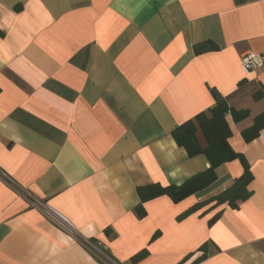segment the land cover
Instances as JSON below:
<instances>
[{"label": "crops", "instance_id": "crops-1", "mask_svg": "<svg viewBox=\"0 0 264 264\" xmlns=\"http://www.w3.org/2000/svg\"><path fill=\"white\" fill-rule=\"evenodd\" d=\"M206 41L218 48L195 53ZM248 52L264 58V0H0V264H264V128L242 135L264 112V64L246 73ZM214 89L250 111L227 120L251 197L178 218L243 173L236 159L139 218V186L210 167L173 131L215 105Z\"/></svg>", "mask_w": 264, "mask_h": 264}, {"label": "trees", "instance_id": "trees-1", "mask_svg": "<svg viewBox=\"0 0 264 264\" xmlns=\"http://www.w3.org/2000/svg\"><path fill=\"white\" fill-rule=\"evenodd\" d=\"M218 47L212 41H206L194 46L195 53H202L210 50H216ZM216 99L215 105L208 111L202 112L193 119L181 124L173 131L176 142L184 147L190 156L204 154L210 161V167L205 171L199 172L180 185L164 186L160 183H150L139 186L137 192L140 197V203L135 207V213L139 218L146 216L144 203L159 196L168 195L174 202H180L187 197L203 190L217 179V167L221 164L239 159L243 165V173L235 181L220 193L212 196L206 201L196 203L189 209L181 213L178 218L184 217L196 212L204 205L215 202L216 206L227 204L231 208L239 207V204L249 199L252 190L249 185L253 181V174L249 162L245 155L236 151L230 143L232 131L227 120L230 114L235 122H239L250 115L247 108L237 109L230 104L229 98L223 96L217 90H213ZM256 99L264 97V92L258 91L254 94ZM264 128V112L259 113L253 124L242 131L246 141L255 139ZM201 131L206 139V144L202 145L198 138V131ZM216 214L211 218L209 224L212 225L219 217ZM158 234V233H157ZM155 234V237L156 235ZM199 250L203 254L195 262H199L207 257V245L203 244ZM148 255L145 248L132 256V262H139ZM187 256L183 261L191 257Z\"/></svg>", "mask_w": 264, "mask_h": 264}, {"label": "built area", "instance_id": "built-area-1", "mask_svg": "<svg viewBox=\"0 0 264 264\" xmlns=\"http://www.w3.org/2000/svg\"><path fill=\"white\" fill-rule=\"evenodd\" d=\"M264 64V58L258 53L248 52L241 57V65L246 73L256 72ZM99 253L106 260L113 262L111 256L104 250L99 249Z\"/></svg>", "mask_w": 264, "mask_h": 264}, {"label": "rangeland", "instance_id": "rangeland-1", "mask_svg": "<svg viewBox=\"0 0 264 264\" xmlns=\"http://www.w3.org/2000/svg\"><path fill=\"white\" fill-rule=\"evenodd\" d=\"M255 89V88H254ZM258 91H256L255 93H257Z\"/></svg>", "mask_w": 264, "mask_h": 264}]
</instances>
